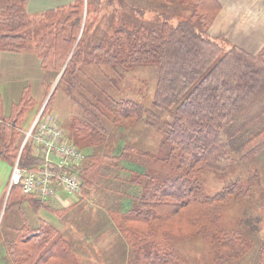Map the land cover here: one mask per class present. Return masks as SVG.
Masks as SVG:
<instances>
[{
	"label": "trees",
	"instance_id": "16d2710c",
	"mask_svg": "<svg viewBox=\"0 0 264 264\" xmlns=\"http://www.w3.org/2000/svg\"><path fill=\"white\" fill-rule=\"evenodd\" d=\"M27 1L0 0V53L32 49L53 76L65 64L41 117L58 90L76 107L64 130L89 152L84 162L67 169L80 176L82 197L98 190L102 199L117 205L104 206V212L123 241L125 264H264V241L255 252L258 217L248 224L239 220L234 227L222 225L228 208L239 212L248 201H257L253 181L264 179V160L259 158L264 151V45L251 53L211 37L208 28L220 9L217 0H149V5L143 3L148 0H127L133 3L123 5L132 11L154 13L136 24L120 23L85 49L84 25L78 36L79 0L42 33L30 31ZM149 61L157 63L152 108L127 97L118 84L125 72ZM86 65L106 67L100 85L90 81L91 90L78 76ZM36 102L30 85L22 88L8 115L0 100V152L11 164L25 117ZM154 112L166 113L160 125L163 150L156 154L140 140ZM118 130L127 137L109 140ZM129 136L139 141H129ZM27 143L33 149L32 139ZM155 158L169 170L144 179L142 165ZM19 165L38 168L40 160L23 148ZM221 174L226 176L221 189L197 195L202 180ZM24 201L57 216L75 205L55 207L12 185L5 205ZM11 229L14 235L4 243L11 264H78L67 237L51 223L39 220L33 227L25 217Z\"/></svg>",
	"mask_w": 264,
	"mask_h": 264
},
{
	"label": "rangeland",
	"instance_id": "374dc122",
	"mask_svg": "<svg viewBox=\"0 0 264 264\" xmlns=\"http://www.w3.org/2000/svg\"><path fill=\"white\" fill-rule=\"evenodd\" d=\"M74 0H28L27 1V13L31 19V32H45L49 29L50 25L58 19L60 20L68 11V5L73 3ZM152 3L161 4L162 1H151ZM133 3L132 1L122 0H79L75 2L76 9L81 11V27L78 31V36L82 32V25H84L83 41L82 46L85 49L91 48L94 44L98 43L106 34H110L113 29L120 23H126V25H132L138 23L140 20L147 19L153 11H132L127 6ZM143 3L149 5V0ZM47 11H52L47 14ZM214 20V19H213ZM213 22V21H212ZM77 36V38H79ZM214 38H225V36L214 37ZM227 40V39H226ZM230 42V41H229ZM264 45V44H263ZM73 48V47H72ZM262 48V47H261ZM260 48V49H261ZM259 49V50H260ZM258 50V51H259ZM73 51V49H71ZM256 53V52H255ZM71 55V52L69 53ZM65 64L55 76L51 75L48 71H45L40 66V59L32 49H27L22 52H9L4 51L0 53V100L3 106L4 115H8L10 106L13 102H16L22 92V88L25 85H30L32 95L39 99L36 104L32 107L29 112V116L26 115L25 122L21 129V139L19 140L20 146L22 144L25 133L28 130L32 120L40 110V108L47 104L49 97L54 91L58 80L60 79ZM106 67L86 65L84 72H78L79 79L82 83H87L86 90H91L90 81L98 82L100 85L103 79L104 71ZM157 75V63L154 61L144 62L141 65H137L133 71L125 72V78L118 84H122L121 87L125 89V95L131 97L137 101L142 102L146 107L152 108L153 91ZM47 81L49 87L45 88L43 82ZM51 92V94H50ZM44 101L42 100L45 95ZM49 111L44 112V116L56 119L63 127H66V123L69 121L74 114H76V107L71 102V99L58 90L55 94L53 104H48ZM44 109V108H43ZM2 113V112H1ZM28 114V113H27ZM152 114V113H151ZM166 113L154 112V115H150L148 118V124L151 126L146 128V134L141 136V141L144 143V147L148 148L150 152L156 154L157 151L163 150V130L160 127L162 121L166 118ZM1 118H4L0 114ZM128 133L123 130H118L112 134L109 140H119L120 138H126ZM130 135V136H135ZM129 141L137 142L139 138H130ZM19 146V149H20ZM26 146V148H25ZM27 151L38 155L39 150L37 148H31L28 143L23 147ZM88 154L89 150L82 148ZM100 147H98V150ZM21 156V154H20ZM261 161L264 160V151L259 155ZM85 161V160H84ZM82 161V162H84ZM81 162V163H82ZM146 168L145 175L146 179L150 174L157 172L158 170L168 171L169 165L161 162L160 160L151 159L147 164H143ZM12 164L6 157H2L0 152V200L4 195V198L0 202V264H8L5 260L6 252L4 243L7 239L13 237L14 233L10 226L18 227L22 223V214L31 218L39 216L46 222L56 226L61 233H63L67 240L72 245L75 251L82 250L88 251L86 245L90 244L89 249L97 248V244H101L104 241V224L106 221V215L104 212V206L111 205L117 206L110 200H104L97 193L98 190H93L88 196L82 197V192L78 195L67 194L65 192H59L58 195L62 201H67L68 205H73L70 210H66L63 216H57L50 209L43 207H27L26 205L11 204L5 205L6 197L9 193L11 186L8 184L10 171ZM226 176L221 174L217 179L210 177L202 180L203 190L197 193L198 196L212 193L221 189L223 179ZM253 182H257V201L247 202L243 205V209L239 212H235V209H229V211L223 213V226L234 227L241 220L244 224L250 223L256 217L259 218V229L254 233V238L261 245L264 241V179H257ZM6 206V207H5ZM55 207H60L59 203H55ZM31 211L32 214L29 213ZM31 217V218H30ZM233 219H238L234 221ZM32 223L35 221L32 220ZM98 234H103L101 240L95 241ZM259 238V240H258ZM184 246V245H183ZM81 247V248H80ZM104 247L105 246H101ZM180 251L183 253L190 254L187 248L182 246ZM199 250L198 248H193ZM198 252V251H195ZM200 253V252H199ZM198 253V254H199ZM194 257H190L193 259ZM7 259V258H6ZM198 260L199 259H193ZM245 260L238 261L234 264H244Z\"/></svg>",
	"mask_w": 264,
	"mask_h": 264
},
{
	"label": "crops",
	"instance_id": "0c3cea01",
	"mask_svg": "<svg viewBox=\"0 0 264 264\" xmlns=\"http://www.w3.org/2000/svg\"><path fill=\"white\" fill-rule=\"evenodd\" d=\"M217 1L219 2L220 9L208 28L209 35L213 38L225 36L228 41L237 44L243 49L251 53L257 52L264 44V0ZM46 82L47 81L43 82V86ZM46 95L47 94L43 95V101ZM36 100L39 101V99ZM29 112L27 116H29ZM3 198L4 195L2 196V199ZM48 203L52 206H54L55 203H59L61 206L67 204L65 202L62 204L58 199H51ZM20 205L34 208L28 201H24L20 203ZM31 211L32 210L29 211L30 214H32ZM25 217L28 223L33 227L37 225L39 220H43L39 216L35 218L30 217V222L29 217L22 214V222ZM32 220L35 221V223H32ZM11 227L12 226H10L9 229H11ZM104 230L106 233L104 235V241L101 244H97V248L94 247L91 250L89 249L90 244H88L85 246L88 251L82 250L81 247L78 252L74 250L78 257V264H125L126 250L123 241L119 238L118 234L114 232L108 222H105ZM102 237L103 234H98L95 241L99 242ZM101 246H105V248ZM4 257L8 264H11L9 259L6 256Z\"/></svg>",
	"mask_w": 264,
	"mask_h": 264
},
{
	"label": "built area",
	"instance_id": "2783aa9c",
	"mask_svg": "<svg viewBox=\"0 0 264 264\" xmlns=\"http://www.w3.org/2000/svg\"><path fill=\"white\" fill-rule=\"evenodd\" d=\"M29 135L39 150L40 166L22 167L17 158L12 166L10 184L19 185L23 193L41 199L57 197L60 189L76 192L80 177L66 169L81 164L87 157L85 151L71 142L57 121L48 116L34 121Z\"/></svg>",
	"mask_w": 264,
	"mask_h": 264
},
{
	"label": "bare ground",
	"instance_id": "6f19581e",
	"mask_svg": "<svg viewBox=\"0 0 264 264\" xmlns=\"http://www.w3.org/2000/svg\"><path fill=\"white\" fill-rule=\"evenodd\" d=\"M66 171L67 172H71V171H69L68 169H66ZM80 182H81V179H80ZM67 194H75V195H78L79 193H80V187H79V189L76 191V192H66Z\"/></svg>",
	"mask_w": 264,
	"mask_h": 264
},
{
	"label": "water",
	"instance_id": "95a60500",
	"mask_svg": "<svg viewBox=\"0 0 264 264\" xmlns=\"http://www.w3.org/2000/svg\"><path fill=\"white\" fill-rule=\"evenodd\" d=\"M76 42H77V41H76ZM76 42H75V44H76ZM75 44H74L73 48L75 47ZM73 48H72V49H73ZM60 73H61V72H60ZM50 94H51V92H50ZM43 106H44V104H43ZM43 106L41 107V109L43 108ZM41 109H40V110H41Z\"/></svg>",
	"mask_w": 264,
	"mask_h": 264
}]
</instances>
